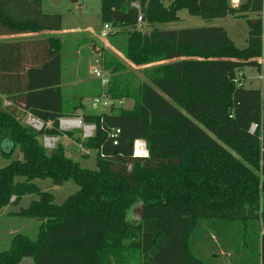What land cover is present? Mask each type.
<instances>
[{"label":"trees","instance_id":"16d2710c","mask_svg":"<svg viewBox=\"0 0 264 264\" xmlns=\"http://www.w3.org/2000/svg\"><path fill=\"white\" fill-rule=\"evenodd\" d=\"M42 1L0 0V36L60 30L61 15L43 11ZM261 7L262 0H100L101 23L125 36V57L158 63L130 90L111 76L108 95L134 102L108 112L66 107L59 37L0 42V157L9 160L0 166V215L32 196L13 214L38 222L33 236L10 234L0 264L24 257L34 264H264ZM181 9L204 20L257 18H246V46L239 48L221 26H154L178 21ZM138 16L153 27L141 32ZM245 66L259 72L261 87L234 82ZM96 81L92 97L100 93ZM77 109L95 125L91 137L81 140L80 130L75 137L93 152L92 168L60 143H42L43 134L73 137L75 131L59 130L58 119L77 117ZM26 113L43 122L41 129L21 122ZM112 129H119L115 138ZM140 139L143 157L133 155ZM38 179L77 189L57 202Z\"/></svg>","mask_w":264,"mask_h":264},{"label":"rangeland","instance_id":"374dc122","mask_svg":"<svg viewBox=\"0 0 264 264\" xmlns=\"http://www.w3.org/2000/svg\"><path fill=\"white\" fill-rule=\"evenodd\" d=\"M162 1L164 5H167L170 0ZM42 9L45 12H57L61 15L59 34L63 40L61 53L63 55V59L61 60L62 78L65 82L63 96L68 108L80 103L84 106L85 112H100V110L92 108L90 103L92 95L97 92V88L99 87L98 82L90 73V68L94 64L104 69L103 60L117 62L119 65L116 66V69H114V65L110 66L108 69H104L106 71L104 74L111 75L112 77L116 76L119 86L128 90L135 88L144 80V69L158 64L137 65L128 60L124 54L125 36L116 33L115 29L111 28L106 38L102 39L100 37L103 29L99 15L100 0H79L77 3H73L71 0H43ZM177 14L179 16L178 21L156 24L154 26L161 29H181L208 25L221 26L226 30L229 38L237 47L243 48L246 46L249 29L246 17L235 18L232 15H227L222 18L204 20L199 16L190 15L185 9L179 10ZM247 15L250 19L255 20L257 18L256 13H247ZM152 27L144 22H140L137 26L141 32H147ZM242 72L244 74L243 84L245 87H261V75L255 68L245 66ZM123 100L122 106L124 108L132 107L134 102L132 98H123ZM76 114H78L77 118L80 117L82 119L81 110L77 109ZM28 116L32 115L26 113L22 117L21 122L23 124H26ZM74 131L73 137L62 136L56 145L60 143L69 157L78 160L83 166L92 168L94 154L89 149L85 150L82 145L81 147L78 146L75 137L78 136L79 130L76 129ZM15 155L20 157L18 152ZM8 161V159L0 157V166L6 164ZM35 182L40 189L53 191L57 202H60L77 189L76 185L72 182L52 187L48 180L38 179ZM31 198L32 196L24 197L18 206L12 207L13 211L9 209V211L0 215V250L5 248V243L9 242L10 234L16 230L24 231L30 236L34 235L38 222L13 214L20 207L27 205ZM10 214L13 215L9 216ZM202 243L203 241H199L198 245L202 247ZM206 254L208 255V253ZM220 261L223 263L224 257ZM20 264L33 263L30 258H23Z\"/></svg>","mask_w":264,"mask_h":264},{"label":"built area","instance_id":"2783aa9c","mask_svg":"<svg viewBox=\"0 0 264 264\" xmlns=\"http://www.w3.org/2000/svg\"><path fill=\"white\" fill-rule=\"evenodd\" d=\"M241 0H229V3L231 6H237L240 3ZM259 18L261 20V29H260V40L262 45H264V0H262V7L259 13ZM138 22L140 23L141 21V16H138ZM110 26L108 24H104L103 25V29L100 33V37L106 38L109 34L110 31ZM90 73L91 75L94 77L95 80L99 81V85H100V93L98 95H95L91 98V107L97 110H100V112H106L108 110H110L112 107H122L124 100L123 99H112L108 93L106 92V88L110 83V77L108 74L105 75L104 73H106V71H104V69H102L99 65H92L90 68ZM240 76V77H239ZM234 82L237 85H242L243 84V78H241V74H239L238 76H236V78L234 79ZM26 124L31 126L32 128L34 127V129L39 130L41 129L40 127L43 126V122L40 121L38 118H35L34 116H28L27 117V121ZM36 124H39V126H36ZM42 125V126H41ZM47 127L51 126V122H47L46 123ZM256 125L252 124L250 126V132H253L255 129ZM58 128L60 131L62 132H67V131H74L76 129L80 130V138L81 140L89 138L93 135L94 133V129H95V125L93 123H85L82 121V119L80 117H60L58 119ZM117 134H119V129H112L110 136L115 138L117 136ZM63 137H65L66 135H62ZM60 136H54V135H50V134H43L42 136V143L43 146L46 149H52L56 146V143L59 141ZM260 150H261V154L264 155V140L260 137ZM140 142V144L143 147V151L144 153L142 154H137L136 152V143ZM78 146L81 147V143L77 142ZM114 144H116V141H114ZM133 147V155L134 156H146L147 155V150H146V145L145 142L143 140H135L134 143L132 144ZM84 152L85 150L82 149ZM128 168H130V165H128ZM13 199V197H12Z\"/></svg>","mask_w":264,"mask_h":264},{"label":"crops","instance_id":"0c3cea01","mask_svg":"<svg viewBox=\"0 0 264 264\" xmlns=\"http://www.w3.org/2000/svg\"><path fill=\"white\" fill-rule=\"evenodd\" d=\"M246 18H248V15H247ZM59 31L60 30H58V31L42 30V31L35 32V33H26V34H17V35H3V36H0V42H25V41L28 42V41H38V40L44 39L48 35H52V36H55V37H59L62 40V38H61V36L59 34ZM62 59H63V55L61 54V60ZM61 67H62V61H61ZM61 79H62L61 89H62V94H63L65 82H64V80L62 78V69H61ZM4 103L5 104H8V101H4ZM24 258H30V257H24ZM30 259L32 260V258H30ZM21 260H20V262H21ZM20 262L18 264H20ZM32 263L34 264L33 260H32Z\"/></svg>","mask_w":264,"mask_h":264},{"label":"bare ground","instance_id":"6f19581e","mask_svg":"<svg viewBox=\"0 0 264 264\" xmlns=\"http://www.w3.org/2000/svg\"><path fill=\"white\" fill-rule=\"evenodd\" d=\"M36 126H39V124H36ZM136 152H137V154H142V153H144V151H143V147H142V145L140 144V142H137V143H136Z\"/></svg>","mask_w":264,"mask_h":264},{"label":"water","instance_id":"95a60500","mask_svg":"<svg viewBox=\"0 0 264 264\" xmlns=\"http://www.w3.org/2000/svg\"><path fill=\"white\" fill-rule=\"evenodd\" d=\"M79 0H71L73 3H77ZM42 126V125H41ZM41 128V127H40Z\"/></svg>","mask_w":264,"mask_h":264}]
</instances>
